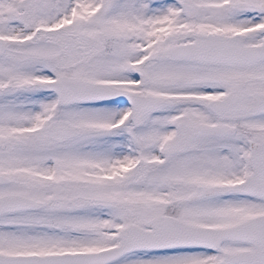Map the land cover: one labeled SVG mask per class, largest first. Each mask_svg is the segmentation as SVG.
I'll list each match as a JSON object with an SVG mask.
<instances>
[{
  "label": "snow or ice",
  "instance_id": "6c2138e0",
  "mask_svg": "<svg viewBox=\"0 0 264 264\" xmlns=\"http://www.w3.org/2000/svg\"><path fill=\"white\" fill-rule=\"evenodd\" d=\"M0 264H264V0H0Z\"/></svg>",
  "mask_w": 264,
  "mask_h": 264
}]
</instances>
